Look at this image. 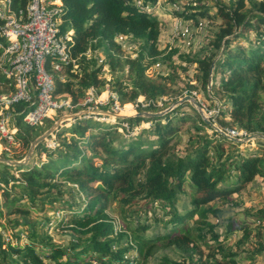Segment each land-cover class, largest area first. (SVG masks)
<instances>
[{"label": "trees", "instance_id": "obj_1", "mask_svg": "<svg viewBox=\"0 0 264 264\" xmlns=\"http://www.w3.org/2000/svg\"><path fill=\"white\" fill-rule=\"evenodd\" d=\"M12 1L18 12H25L31 2ZM61 1L60 30L62 34L74 32L71 51L77 68L70 65L63 72L54 73L59 97L71 98L76 104L83 100L89 88L101 92L109 85L122 104L127 101L136 105L143 97L149 107L139 104L136 111L151 112V108H160V102L169 105L165 102L170 97L175 96V103L181 94L171 89L176 71L159 74L157 78H150L146 72L158 62L169 66L175 55H179L196 64V82L200 83V87L191 85L186 91L190 94L202 90L213 104L210 107L218 108L215 120L210 119L213 124L223 130L235 126L248 135H264V0H228V4L224 0H166L164 6L185 2L183 12L174 13L194 20L195 25L199 16L213 19L207 2L214 3L216 17L222 19V24L208 47L194 56L181 54L175 48L160 49L161 23L152 11L162 0ZM3 24L0 20V27ZM250 33L255 35L254 39ZM121 36L142 41L135 58L123 56L118 42ZM0 43L6 44L1 36ZM101 50L105 58L100 65L96 53ZM2 53L0 48V57ZM104 66L121 75L107 81L103 78ZM212 66L213 84L209 89ZM1 83L6 88L0 87V95L14 90L12 81L2 74L0 86ZM24 109V105L16 107L19 112ZM63 111L75 114L78 110H60L57 119L64 116ZM176 113L181 122L190 118L195 122L184 154L176 141L180 140V124L172 118H167L165 123L157 117L119 119L118 125L129 126V130L123 129L128 134L140 124H151L140 134L127 137L119 132L120 128L80 118L70 128L64 131L60 128L53 134L58 141L56 150L48 149L45 142L40 144L29 165L19 167L0 162L3 199L0 225L5 231H12L6 237L0 232V264H121L123 261L128 264L124 256L133 252L139 255L137 264H150L152 257L167 249L189 254L188 264H205L203 247L210 251L216 247L222 254L221 261L211 254L209 261L213 260V264H237L238 254L225 249L220 239L223 236L226 239L238 229L243 232L242 244L250 240L252 231L246 226L247 221L239 222L231 217L227 220V232H217L211 217L219 220L224 217V211L214 203L219 199L229 202L232 193L257 177L264 179V154L243 156L240 143L215 131L198 111L189 115L178 110ZM171 116L174 111L168 115ZM53 124L54 121L46 120L42 125L30 127L20 120L18 150L24 154L5 153L3 158L23 160L31 143ZM206 129L212 130L213 136ZM43 155L45 162L41 160ZM37 158H40L38 162ZM73 193L82 196L84 202L68 200ZM182 198L189 200L183 210L179 207ZM48 206L62 218L48 217ZM31 210L43 213L44 222L30 220ZM143 216L144 219L136 221ZM263 217V212L257 216ZM3 218L8 220V226L2 224ZM153 225L162 230L155 237L148 235ZM19 226L25 229L19 232ZM53 226L75 238L69 247L53 242L45 229ZM22 234L28 241L24 246L20 244ZM256 237L262 238L261 230ZM39 248L47 250L43 252ZM263 251L264 244L260 242L254 254ZM161 264L181 263L163 257Z\"/></svg>", "mask_w": 264, "mask_h": 264}, {"label": "rangeland", "instance_id": "obj_2", "mask_svg": "<svg viewBox=\"0 0 264 264\" xmlns=\"http://www.w3.org/2000/svg\"><path fill=\"white\" fill-rule=\"evenodd\" d=\"M224 1L227 4L229 3L228 0H224ZM165 2L166 0H162L161 2H159L158 5L152 11V12L155 11L153 14L156 13L158 20L161 23L162 33H161V37L159 41L160 49H167V51H170L171 48L172 49L175 48V49L180 50L181 54H187L188 56H194L195 53L197 52L202 53L203 50H205L206 47H208L209 42L213 39L214 33L218 29V26L222 24V19H220L219 17H216V11L213 8L214 3L211 1L207 2L208 6L211 8L209 11V14L210 16H214L213 19H210L207 16H206L207 18L204 16L198 17L197 25L200 22L203 24L201 29L196 27V25L194 24L195 23L194 20L184 18V20L187 21V23L193 29V34H192L193 45L186 46L185 42L182 39H179V38L174 39L173 37L174 35L173 32H175L174 23L176 20H178L177 19L178 16L174 12H183L185 2L180 1L178 4H176V7H174L175 4L174 5L166 4L167 6H164ZM122 37H123L122 40L118 38V42L122 46L123 56L135 58L138 51L140 50L142 46V41L136 40L131 37H125V36H122ZM250 38L254 39L255 35L253 33H250ZM96 54L99 57V60L105 58V54L103 50H101L100 52H97ZM99 64L100 65L104 64V61L99 62ZM184 68H186L187 70L186 71L183 70ZM170 71L171 72L176 71V81L172 85L171 89L181 94L180 96H178L179 99L177 101L183 99L185 96H190L191 94L196 92L198 94V98L203 102L205 106V107L201 106L203 110V114L207 119L210 120L209 112H207V108H210V110H213L214 108L210 107V104L211 105L213 104L205 98L206 95L204 94V92L202 90L196 89L199 91H193L192 93L189 94L186 91V88L189 89V86L191 85L200 87V83L196 82V75L198 74L197 69H196V64H190L184 58H180L179 55H175L173 59V63H171L169 66H166L165 63L158 62L154 67L149 68L146 73L150 78H157L159 74H162V75H168L169 73L171 74ZM103 72H104L103 78H105L107 81L112 80V77L115 79V77H118L121 75L119 71H116L113 74L110 71V68L108 66H104ZM0 87L3 89L6 88V86L3 83H1ZM216 90L217 88L214 90V92H216ZM174 97L175 96L170 97V100L165 102L166 104H169V105L160 106V108H151L150 109L151 112H148V113L160 114V116H157V118H162L163 123L167 121L166 120L167 118H172L173 121L175 122L177 121L180 124V131H179V137H178L180 138V140L176 139V141L178 142V146L180 145L181 153L184 154L188 146L187 144L188 137L190 134L193 133V125L195 122L191 118L188 119V121L186 122H181L180 120H177V118L180 115H178V117H175V115L177 114L176 111L178 110V113L182 112L185 114L187 113V115H189L191 113L195 114V111H198V109L191 102H186L182 104L181 106H175L173 102ZM122 106L124 108V111L120 113L122 115L131 116L133 114L139 113L138 111L135 112L133 110L132 108L133 103L125 101L122 104ZM106 108L108 110L101 109V111L111 112L109 111L110 107H106ZM76 110L77 109L73 111H76ZM172 111H174V116L168 117V115ZM63 114H64L63 117L67 115H72V114H66V112L64 111H63ZM161 114H163V116ZM53 119L54 120L52 121H54V124L60 120V119H57L56 117H53ZM74 123H75L74 120L65 121L62 126L63 129L61 130L64 131L66 130V128H70V126ZM101 123L112 125L114 126V128H122L124 126L123 124H126V123H122L121 125H118L119 121L114 118L107 119V121L101 122ZM140 125L141 126L131 131L132 134L131 132L128 134L127 131L122 132L120 129H119V132L122 133L124 137H127V135L135 136V135L140 134L143 128H149L151 126V124H145V125L140 124ZM215 126L219 128L217 125ZM231 128L237 129L235 126H232ZM220 130L223 131V129L221 128ZM206 132L208 133V135L213 136L212 130L206 129ZM67 136L70 137L69 134ZM132 136L130 138H132ZM244 139L245 138L241 140H244ZM57 143L58 141L57 139L54 138V135L51 136L50 139L45 141L46 147L50 150H56V148H58ZM239 150L243 156L262 155L264 154V141L261 139L260 140L258 139V140H251L250 142H246V143H240ZM5 153H7L9 156L21 155V154L23 155L24 151L18 150V147H10L7 144H5L3 141H0V158L1 159H4L3 155ZM39 160L40 158H37L35 161L38 162ZM41 160L45 162L47 160L46 156L43 155ZM186 191L188 193L191 192V189L188 185H186ZM68 200H74L78 202L79 204L84 202L83 197L80 196L78 193H73V195L68 197ZM188 201L189 200L187 198L181 199V203L179 205L181 210H183L187 206ZM2 202H3V199L0 197V205L2 204ZM214 204H216V206L220 210L224 211V217L219 220L211 217V221L214 224H216L217 232H219L220 234L222 233L225 234L227 232V227H226L228 224L227 220L231 217L236 218V220L239 222H242L244 220L247 221L246 226L250 228L252 231L250 240H247L246 242L241 244L243 232L237 229L234 232H232L226 239L224 236L220 239L222 242V246L225 249H229L231 253L238 254V257L236 258L237 264H264V251L258 255L254 254L255 250L258 249L259 243L263 242L264 244V217L262 219L257 218L259 213L261 212L264 213V179L257 177L252 183H250L245 188L241 189L238 192L232 193L230 196L229 202H225L219 199ZM31 212L32 213H31L30 220L37 221V222H44L45 218H44L43 213H40L39 211H36V210H31ZM46 215L48 217L57 218V219L62 218V215L59 212L52 211V209L49 206L47 207ZM111 215L114 218L117 217L115 213H111ZM12 218H17V216H14ZM138 219L142 220L144 219V216L137 217L136 221H138ZM1 222L3 225L8 226V220L6 218H3ZM116 226L117 228L120 227L119 224H117ZM236 228H238V226ZM23 229H25L24 226L17 227L18 231L19 230L21 231ZM45 229L48 231L49 235L52 236L53 242L58 245L69 247L72 244L73 240L75 239L69 233L62 231L61 229L57 227L53 226L50 229H47V227H45ZM259 230H261L262 232L261 239L256 237V234ZM0 232L6 237V236H9L12 231L7 232L0 225ZM161 233H162V230L158 225H153L151 229L148 231V235L151 237H155ZM27 243L28 241L26 239V235L22 234V239L20 241V244L24 246ZM39 249L43 252L47 250L46 248H39ZM202 250H203L202 261L205 264H209L208 262H210V264H213V260L209 261V257L212 256L211 254H214V256L219 261L222 260V254L216 251V247H212L211 251L210 249H207L206 247H203ZM135 256L139 257L137 253L133 252V254L130 257H135ZM82 257L84 258L86 257V255H83ZM127 257L128 255L124 256V259H126ZM163 257H167L168 259L175 261V262H179L181 264H188L189 262L188 258H190V255L182 251L174 250V249L161 250L154 257L151 258L150 264H161ZM193 258L195 259V257ZM121 264H124V261Z\"/></svg>", "mask_w": 264, "mask_h": 264}, {"label": "built area", "instance_id": "obj_3", "mask_svg": "<svg viewBox=\"0 0 264 264\" xmlns=\"http://www.w3.org/2000/svg\"><path fill=\"white\" fill-rule=\"evenodd\" d=\"M62 5L61 0H31L25 12H18L12 0H0V20L4 23L0 27V36L6 40V44L0 43L3 50L0 73L14 85L13 91L0 95V138L10 147L20 146L17 138L20 120L27 126L35 127L46 120H54L53 117L60 110L77 109L78 113H83L82 120L105 122L111 117L102 115L101 109L110 107L109 111L115 114L124 111L118 94L109 85L101 92L97 88H89L83 100L76 104H73L71 98H61L56 94L54 73H61L70 65L77 68L71 51L74 32L70 30L62 34L60 30ZM177 19L174 23V39H182L186 46H192L193 29L183 18ZM202 26L201 22L196 25L199 29ZM119 38L123 39L122 36ZM87 56L91 54L87 53ZM103 61L104 58L99 60ZM190 96L205 107L196 92ZM139 104L144 108L149 107L141 97L132 107L135 112ZM19 105L25 106L22 112L16 110ZM159 106L163 104L160 102ZM217 109L207 110L210 119L215 120ZM123 125L120 128L122 132L124 128L129 130L127 124ZM222 132L235 139L250 136L238 129ZM130 256L126 258L128 264H137L136 256Z\"/></svg>", "mask_w": 264, "mask_h": 264}, {"label": "water", "instance_id": "obj_4", "mask_svg": "<svg viewBox=\"0 0 264 264\" xmlns=\"http://www.w3.org/2000/svg\"><path fill=\"white\" fill-rule=\"evenodd\" d=\"M212 71H213V66H212L211 71H210L209 89L212 87ZM186 102H191L192 104H194L195 107L198 109V112L202 116L203 120L205 121V123L209 124L212 128L215 129V131L219 132L220 134L224 135L225 137L229 138L230 140H233V141H235L237 143H246V142H250L251 140H258V139L259 140L261 139V140L264 141V135L263 134L250 135L247 138H245L244 140L235 139V138H232V137L226 135L219 128H217L215 126V124H213L209 119H207L204 116L203 110H202V107H201L199 101L196 98H194L193 96H185L183 99H181V100L177 101L176 103H174V105L175 106H181L182 104H184ZM101 113H102V115H104L106 117H111V118H114L116 120L125 119V118H129V117H132V116H140V117H148V118H153V117L160 116V114H153V113H148V112L136 113V114H133L131 116H125V115H122V114H115V113L108 112V111H102ZM161 115L163 116V114H161ZM82 116H83V113H75V114L67 115V116H65L63 118H60V120L58 122L53 124L44 134H42L41 136L36 138L31 143V146H30V148H29V150L27 152V155L24 158V160L16 161V160H9V159H1L0 158V162L6 163V164L11 165V166H19V167L29 165L31 160H32V157H33V154H34L36 148L40 144H42L45 141H47L48 138L50 136H52L58 129L62 128V126H63L65 121H67V120H74L75 121V120L80 119Z\"/></svg>", "mask_w": 264, "mask_h": 264}]
</instances>
